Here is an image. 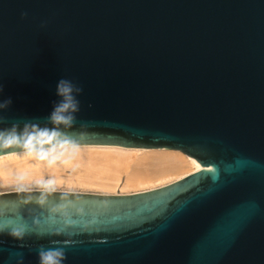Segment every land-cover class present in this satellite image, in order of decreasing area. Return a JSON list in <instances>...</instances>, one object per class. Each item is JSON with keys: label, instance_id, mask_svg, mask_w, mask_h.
I'll list each match as a JSON object with an SVG mask.
<instances>
[{"label": "water", "instance_id": "obj_1", "mask_svg": "<svg viewBox=\"0 0 264 264\" xmlns=\"http://www.w3.org/2000/svg\"><path fill=\"white\" fill-rule=\"evenodd\" d=\"M61 78L83 89L62 128L79 146L177 150L200 171L130 194L1 192L0 223L25 236L0 234V264L50 247L64 264H264V0H0V128L50 127Z\"/></svg>", "mask_w": 264, "mask_h": 264}, {"label": "bare ground", "instance_id": "obj_2", "mask_svg": "<svg viewBox=\"0 0 264 264\" xmlns=\"http://www.w3.org/2000/svg\"><path fill=\"white\" fill-rule=\"evenodd\" d=\"M200 171L195 160L169 149L78 146L54 164L23 152L0 156V188L55 181L65 191L130 194L163 187Z\"/></svg>", "mask_w": 264, "mask_h": 264}, {"label": "clouds", "instance_id": "obj_3", "mask_svg": "<svg viewBox=\"0 0 264 264\" xmlns=\"http://www.w3.org/2000/svg\"><path fill=\"white\" fill-rule=\"evenodd\" d=\"M27 13H21V18ZM44 24L41 25L43 27ZM83 89L70 79L61 78L56 83L55 95L58 100L53 103L51 112L46 117L48 124L41 127L32 121H25L21 128L18 123H12L10 127L0 128V149L15 147L22 150L24 155L34 156L41 161H47L50 165L56 163L68 150H75L79 145L74 139L64 135L62 128H71L76 120V114L80 111L78 97ZM4 88L0 85V97ZM12 105L11 98L0 99V113L6 112ZM0 123H3L0 116ZM55 181H42L45 189L54 186ZM44 203L43 197L39 200ZM8 231V235L22 241L25 230L12 227L7 223H0V234ZM39 264H64L66 253L61 247L41 248L38 253ZM20 264V262H18Z\"/></svg>", "mask_w": 264, "mask_h": 264}, {"label": "rangeland", "instance_id": "obj_4", "mask_svg": "<svg viewBox=\"0 0 264 264\" xmlns=\"http://www.w3.org/2000/svg\"><path fill=\"white\" fill-rule=\"evenodd\" d=\"M30 189H45L42 187V185H26V184H9L5 187H2L0 188V193L1 192H7V191H16V190H30ZM50 190H59V191H65L61 188H54V187H51L49 188ZM69 191H78V190H69ZM78 192H83V191H78ZM95 193V192H93ZM96 193H100V192H96Z\"/></svg>", "mask_w": 264, "mask_h": 264}]
</instances>
